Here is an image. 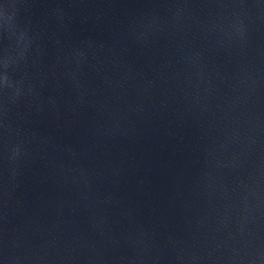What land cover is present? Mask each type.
<instances>
[{
    "label": "water",
    "instance_id": "1",
    "mask_svg": "<svg viewBox=\"0 0 264 264\" xmlns=\"http://www.w3.org/2000/svg\"><path fill=\"white\" fill-rule=\"evenodd\" d=\"M0 264H264V0H0Z\"/></svg>",
    "mask_w": 264,
    "mask_h": 264
}]
</instances>
